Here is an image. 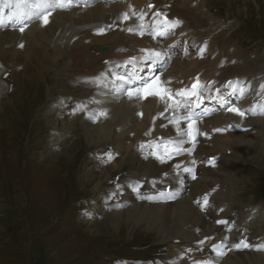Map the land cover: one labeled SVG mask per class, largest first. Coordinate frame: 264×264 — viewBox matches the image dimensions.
<instances>
[{"label":"rangeland","instance_id":"1","mask_svg":"<svg viewBox=\"0 0 264 264\" xmlns=\"http://www.w3.org/2000/svg\"><path fill=\"white\" fill-rule=\"evenodd\" d=\"M170 1L173 3V0ZM211 14L219 19L211 22L217 21L224 28V41L212 43V50L215 49L213 52H226L229 55L230 49L226 47L225 42H231L251 58L264 56V37H261L264 33V18L260 25L255 26V35L248 24L250 21L253 23L258 21L261 15L264 16V0H242V2L233 0L229 7L223 5L220 11H212ZM52 17L53 15H48L49 22L52 21ZM223 22H231L228 34ZM4 24L0 27L3 28ZM50 26L48 25V28ZM49 35L59 37L61 32L55 33L51 30ZM19 36L17 39L24 38ZM61 42L62 47L75 45L69 36ZM82 43L91 45L93 42L88 43L85 39ZM13 46L14 44H6L4 48L14 50ZM51 47L50 45L47 53L38 54L36 57L31 56L32 58L26 59L24 63L20 61L22 64L17 70L20 73H15L17 78L12 76V82L15 84L13 90L9 88L12 82H8L9 84L5 83V88L0 91V137L4 135L3 144H0V262L4 264H87L93 261L91 260L93 255L105 251L108 258H144V264H173L169 253L173 247L182 249L187 246V239L183 235L167 237L170 233L161 225L156 227L146 221H136L128 212L119 216L118 224L113 223L107 213H102L101 210L105 206L101 204V193L95 188L98 183L104 189L103 200H105L121 191L133 175V170L129 166L132 160L128 152L134 149V144L131 145L132 140L122 138L120 133L127 124H133L131 120L137 114L134 113L133 116L125 119L123 125L113 128L109 135L116 145L119 157H116L114 152L105 153L96 150L98 140L91 144L94 140L91 141V136L87 130H84V125L80 127L78 133L74 132L73 128L64 129L62 134L58 133V130L69 120L53 114L51 103L48 104V102L52 94L55 99L66 91L77 97L71 88H66L63 82H68L69 85L73 83L75 87L71 70L78 72L80 68L76 69L71 64H65L56 80L50 82L49 75L58 69L57 64L67 63L64 50H61L62 57H56ZM25 48L18 47L15 50L25 51ZM89 49L93 55H98L100 51L99 49L98 52H93L92 45ZM27 51L30 52V49ZM20 57L27 58L26 51ZM106 58L108 57H101L99 66ZM7 60L11 61L10 58ZM123 60L126 61L125 58ZM177 61L180 66H184L182 61ZM243 61L245 63L247 60ZM85 65L88 67H84ZM82 66L80 72L86 73H89V70L96 71L99 67L92 66L88 59ZM22 69H24L23 72ZM215 69L219 73V69ZM127 72V69L122 71L121 77H126ZM104 81H107V78H104ZM169 91L173 93L171 88ZM46 104L48 108H44ZM57 111L60 113L58 105ZM164 114L167 120L166 108ZM49 116L55 124L54 127L51 126ZM179 117L176 116L177 119ZM161 119L162 117L158 121ZM159 134L164 135L166 131L161 129ZM248 135L253 134L250 132L243 134L245 137ZM117 137H119L118 140L115 139ZM142 140L140 149L147 147V141H154L153 145L159 143L156 133H149L147 139ZM249 157L252 159L248 160L250 164H232L229 162L235 163L237 160H234L235 158L227 152L226 159L229 158V162L221 161V169H225L222 166L225 163L231 164L229 166L232 168L238 166L237 171L229 174L232 178L236 172L242 175L240 177L242 182L236 189L234 188V195H229L224 203L239 202L243 210H247L246 205L249 208L255 207L251 203V196H248L246 192L247 184L251 183L247 191L253 196V201L264 203V182L260 181V178L264 177V153L260 150L251 151ZM198 163L205 171L204 161L198 160ZM254 165L259 168L256 172ZM108 166L112 173L105 181L100 182L98 175ZM218 167H213L214 172H218ZM90 170L96 175V179L92 180L85 175ZM192 172L198 175L196 168ZM192 176L183 173V176L179 178L181 183L191 187V192L192 184L194 185L198 180L197 177L193 179ZM124 195L127 196V193H122V196ZM244 198L246 205L242 201ZM117 199H121L120 194H117ZM96 203L101 204L103 208L93 220L94 218L88 215L87 210ZM263 203H261L263 207L258 206L262 212L264 211ZM78 214L82 216L78 218ZM87 235L90 238H85ZM239 236L241 235L236 237L239 239ZM83 238L85 241H81ZM221 240L222 237L219 241ZM88 252L92 255L91 259ZM85 258H89V261Z\"/></svg>","mask_w":264,"mask_h":264},{"label":"bare ground","instance_id":"2","mask_svg":"<svg viewBox=\"0 0 264 264\" xmlns=\"http://www.w3.org/2000/svg\"><path fill=\"white\" fill-rule=\"evenodd\" d=\"M14 2L15 0H0V20L6 22L7 17L10 15V14L7 15V11L9 10L10 7H5V4L12 5ZM177 3L178 2L176 1V3H174L173 5V8H171L172 14L183 16L188 24L186 28L190 31V33L193 36L197 38L195 33L196 30L193 29L191 26L195 24H200L201 27H205L206 24H208V20L206 19L205 16L198 15L195 12V10L193 11L192 14L185 7H179ZM90 8L91 9L88 10V12L84 15V21H78L75 23V25L69 27L66 26L64 20L61 19L58 21V23L55 26L50 27L47 31L41 32L39 34V37H37L36 31L31 30L36 26L37 22L34 24L35 26H32L30 29H28L27 32H25L23 36L24 38L22 39H17L20 37L18 33L14 34L9 31L1 33L0 49L3 47V53L1 59L2 62L4 63L5 68L10 67V70L13 71V73L15 74L17 72L16 68H18L22 64L21 62L24 63L26 59L29 60L34 56L36 57V55L38 54L47 53L50 50L51 44L49 41V33L51 32L52 29L55 33L61 32V35L58 38H56V40L54 41V46L55 48H58L60 46L61 50H64V52H65L64 48H66L67 46L62 47L63 45L61 44L62 42L60 40L65 36L66 33V35L67 34L69 35L70 40L73 39V42L75 43L74 46L76 47V49L78 46H83L86 48L89 54H90L89 47L91 45H85L82 42L86 38L90 37L89 40L100 42L99 45L95 44V47L97 49L100 48L101 44L109 46L110 50L107 53H101L102 56L105 55V57H108L114 55L116 57L120 54H125L127 56L135 58L134 61L131 60V64H132L131 67L133 69H135L137 66L142 68H149L150 64H153V66L156 68L159 65H163L165 62L174 63L175 67H172V70H173V74L175 75L165 77L159 74L157 76V79L153 81L152 84L149 83L144 84L145 86L141 88V91L138 93V97L141 100L143 106L136 107V106H131V104H125L126 102L130 101L129 99L132 98L136 99L137 97L130 98L128 96H123L124 104H119L116 101V96L114 95V93H108L102 91L104 95L109 96L108 99L104 100L103 108H105L106 111L107 110L111 111L109 109V103L113 104L114 106H112L111 112L119 114L117 118L116 116H114V118L112 119V121H114V124L116 126H119L121 123V121L118 120H125L133 116L136 109H138L139 111L137 114L138 118L137 116L134 117V119L131 120V122L133 121V124H131V122H130L131 125L127 124L124 130H122V133H120L122 138H127L128 140H132L131 145L134 144V146L137 145V147H140V145H142L143 143L141 141V144H139L138 140H141L143 137V135L139 133H146V134L154 133L155 131L165 127L167 129V133L163 135L162 139L161 138L157 139L159 142L158 144H161V142L163 141H167L170 139L176 140L178 138H181V133L187 132L189 128V122L186 125H179V130H178L177 125L175 123L166 120V118L164 117L165 116L164 110L160 107L159 103L158 104L156 103V100L159 101L161 100L160 96L157 95L159 97L158 99L154 93L165 92V90H169L170 87L174 89V93H176L180 89L191 90L192 83L195 81V75L199 76V74H201L198 77V79L195 81V82H200V85H198L197 88L199 95L189 98L190 104L186 109V115H189L192 109H195L200 113L202 111L201 107L204 106L205 102L210 103L211 99L217 101L216 106L218 108V110L212 113L209 117H202L201 119L199 117L198 120L192 119V123L197 130L196 141L194 145L189 136L182 137L187 141L183 145L184 148L191 149V151L183 152L179 156H173L172 159L166 160V162L164 163H161V161L156 158V155L150 154L152 152H157V154H161L159 150L156 149L154 146H152L150 142L147 143L148 147L144 149H140V150L134 149V151L133 149H131L128 152L129 153L128 156L132 160V163L129 166H131V169L133 170V175H132L133 178L131 179V182L128 185L130 190L129 192L130 196L126 197V200H130L133 206L124 210H119L118 208H115L112 212H108V216L114 221L113 223L118 224L119 223L118 217L125 212H131L133 214L132 216L136 219V221H146L148 223L151 220L154 223L161 225V227L165 228L170 233L167 237L173 238L177 235H183V237L187 239L189 242L191 241H194L196 243L200 242L199 246L202 249L201 250L202 256L199 259L200 262H205V264H208L210 263V261H213L217 257L218 253L216 248H213V245L211 243H209L208 246H205L204 244L210 241L216 243L222 237L221 235L220 236L217 235L216 232L217 227L222 226V224L215 221L213 217L224 218L226 222L229 215H232L233 212H235V215L238 216V218L231 226L232 227L231 232H229V238L231 239L230 242L232 245H238V244L241 245L242 243L241 241L245 242L246 240L245 236L241 235L239 236V239L236 237L238 236L237 234L239 233L238 232L239 230L236 226L241 224L245 219L250 221V224L247 223V226L245 227L251 229L252 225L258 223L259 230L257 231V233L264 234V230L262 229L264 225V220H261L264 218V211L262 212V210L257 207L253 209V212L250 213V211H248L245 214V211L240 206L239 202L234 203L232 201V203H227V202L226 204L224 203V201L228 200L227 197L229 198V195H234V188L236 189L239 183L242 182L240 180L241 179L240 177L242 175L239 174L240 172L234 173L233 178L231 177V175H229L231 174L232 171H237L238 166L236 167L237 168L236 169V168H232V166H229L231 164L226 165L225 163L222 165L225 169H221V161L229 162L228 160L229 158L226 159L227 152L232 153L236 158L234 160H237L235 163L233 162H229V163L241 164V165L251 163L248 162V160L251 159L249 157V153L251 151L255 152V150L256 151L260 150L262 153H264V107H260V106H264V87H262V85H264V56L257 58L256 61L257 66L255 67H253L252 65L253 61L250 59V57H248L249 61L247 63L246 62L244 63V66H246V70L243 73H241L242 75H245L244 76L245 80L249 81L252 86L254 85L257 88V89H253L252 87L253 93L256 92L254 95L252 96L247 95L244 90L245 87L242 86L243 85L242 83L241 84L234 83L235 86H232L231 88H228L225 91L224 89L221 88L222 86L226 85V81H227L226 78L232 76L236 78L238 74L234 73L235 71L230 72L229 73L230 76L228 77L225 78L222 76L219 77L217 80V84H214L213 86H211V81H212L211 78L218 77V70H216L215 68L217 69L224 68L225 70L229 68V61L234 57L233 53L229 52V55L226 52H220L218 54L213 53L215 49H213V51L211 50L212 44L210 48V45H205L203 42L200 43V39L197 38V39L189 40V43L192 45V53H190L189 49L185 47L180 59H173L172 55L177 53V51H175L170 45L163 46L162 42L160 44L161 46H163L162 47L163 50L159 47V44H155L156 47H158V52L162 53L161 55L162 57L159 58L153 57L152 59H145V56L147 55L145 50H149L148 47H146L144 48V53L143 54L141 53V43H142L141 36L146 37L147 33L145 31L143 35H140L137 32L127 33L125 32V30H123L121 26L118 27L114 26L112 28V30L114 31L110 34H107L104 30L103 32H101L100 30L103 28L100 27L99 23L106 21L107 13L110 12L111 10L110 9L105 10V14H106L105 15L104 13L101 14V12L104 11V9L101 6L98 7L91 6ZM174 8H177L179 12ZM10 12H12V10ZM63 14L64 13H59V15H63ZM75 14L76 11L72 12V18ZM78 16L79 15H77L76 17ZM85 17L87 18V21H85ZM144 18H146L145 15ZM54 21L56 20L54 19ZM222 24L226 25L225 30L227 29L226 34H228L229 28L231 26V22L229 23L223 22ZM152 31L155 30L152 29ZM223 31L224 28L221 26L220 29L217 31L216 35L218 36L221 35ZM40 37H44L43 44L39 43L38 38ZM20 41L26 42L25 51L27 58L25 59L20 57L25 51L15 50L18 49V47H20L18 45ZM181 41H183V39H181ZM178 43L181 44L180 41ZM6 44H10V45L14 44L13 46L14 50L5 49L4 47ZM127 44H129L128 46L129 52L125 53L123 51ZM116 45L119 52H117L116 50ZM225 45L226 47H228V44ZM74 46L72 47L70 46L71 48L70 55L74 62V68L79 69L77 67L78 62L75 59V53L73 51ZM27 49H30V52H28L29 50L27 51ZM202 50H208V52L205 55H202L201 54ZM54 52L56 53V51ZM235 54L237 60H243L244 57L246 56V54H243L241 50H239V52L236 51ZM99 56L98 55L91 56L90 62L91 63L96 62ZM3 57H6L7 59L10 58L11 61L10 60L5 61ZM43 57L45 58V56ZM183 59H187V60L183 61ZM177 60L182 61L184 63V66H180ZM128 63L130 65L129 61ZM65 64L67 63L57 64L58 69L54 72H51L49 75L50 82H54L56 80L57 76L63 71ZM237 64L238 61H235V65ZM203 70L205 71V74L202 73ZM253 70L256 73H254ZM23 71L24 69H22V72ZM71 71H72L71 76L75 80H77L79 72H77L76 74V71L74 70ZM136 73L139 74L136 81L140 79H145L141 77L142 72L140 70L136 69ZM257 74H260V76L258 78V84H255L256 81L255 75ZM128 78L132 82L135 81V75L132 73L128 75ZM128 78H126V82H127L126 84L128 85L129 91L133 90L136 92L138 88H132V83L129 81ZM124 84L125 83H122V86ZM216 87L218 88L216 89ZM66 88H69V86H67ZM144 88L146 90L147 95L145 97H140V94ZM219 90H222L224 93L223 92L219 93ZM63 95L73 96V94L70 93H66ZM224 96H226V100ZM243 96H249V97L239 100ZM77 101H78V97H77ZM94 102L95 100L93 101V103ZM231 102L236 104V106L233 107L244 111L245 115L241 116L238 113L237 115L229 114L228 112L231 111L228 110L229 109L228 104H230ZM131 103L135 104L136 101ZM125 107H128L129 109L126 110ZM54 112L56 113V111ZM73 112H75V107L73 108ZM161 113H163V115H161ZM141 114L144 116L141 117L142 116ZM227 114L233 118H236L234 119V123L236 125V131L231 133H226L225 131H215L216 129H222L223 127L229 125L230 121L228 119L222 118L225 117ZM160 117H162V119L159 120L160 121L159 124L158 119ZM80 122L86 125L87 132L92 139L91 141L94 140V142H91V144H94L98 140V145L96 147V150H100L107 147H110L112 150L116 149L115 143L109 138V135L111 134L112 131V125L110 124L111 120H107L106 122L99 123L97 125H92L87 121H85L82 117L74 116L73 121L68 125V127H72L74 132L78 133V130L80 129ZM161 125L164 126L161 127ZM63 131L64 128H60L58 130V133L62 134ZM246 132H250L253 135H248L246 137L243 136V134H245ZM211 137H214L212 143L210 142ZM118 138L119 137L115 139L118 140ZM135 151H139L141 153V156L144 158V161L138 157L137 155L138 152ZM116 155H118V153H116ZM233 155H231V157ZM213 157H216L219 162V167L217 169L218 172H214L213 169V167L217 165L209 162ZM198 160H203L205 163L206 167L204 171V177H202V179L197 180V182L194 185L192 184L193 190L191 189L192 192L191 195L189 196L186 194L187 191H189V189L187 188V186H184L183 183L179 181V178L183 176V173L190 174L192 176L191 173L195 168L198 171L199 167L196 166ZM177 164L180 165L179 169L175 167ZM185 168L192 169V171H184ZM91 170L85 173V175L88 178L94 180L96 179V175H94L93 171ZM111 173L112 171L108 166L106 169H103L101 171V173L98 175L99 176L98 179L100 180V182H103L107 179V177ZM114 173L117 174V172ZM194 175L196 178L199 174L198 175L194 174ZM148 177H150L151 180H149ZM95 188H97V191L99 193L104 192V189H102V187L98 183H96ZM137 188L139 189L138 191L136 190ZM169 189L170 192H168ZM94 192H96V190ZM161 193H163L164 195L161 196L160 195ZM201 193L202 196H198ZM169 194H171V196H173L174 199L170 198ZM206 194L207 195L212 194L208 199V206L206 207V209H208L210 213H207L204 210V208H200L199 206H201V204L197 203L199 198L201 199L202 202L203 197ZM234 197L235 196H233V198ZM214 205H216L217 208L219 209L220 216H217L216 214H214L212 210H210V208ZM101 207L98 208L99 210L91 209V211L98 213ZM225 208H227V210ZM213 230H214V235L213 237L210 238L209 234H211ZM257 236L259 235L253 233V237H257ZM201 241H203V243H201ZM184 244L186 245V243ZM236 252L238 251L235 250L234 252H232L233 254L230 253V255L225 259L224 264H231V262H235L236 264V261L238 260L237 258L239 256V252L238 253ZM174 254H175L174 259H180L181 257H183V255L185 256L186 254L191 255V253H179L178 251L174 252ZM249 258L252 260V262L243 261V262H239V264H264V251L254 253V255ZM190 260L194 262L192 259V255L190 256Z\"/></svg>","mask_w":264,"mask_h":264},{"label":"snow or ice","instance_id":"3","mask_svg":"<svg viewBox=\"0 0 264 264\" xmlns=\"http://www.w3.org/2000/svg\"><path fill=\"white\" fill-rule=\"evenodd\" d=\"M74 3V0H15V3L13 5H8L5 4V7H11L12 8V12L11 14L7 17L8 20H16L17 22L22 21L25 17L28 18H42L43 22L45 24L48 23V15L52 12L55 11L56 9H66L72 6V4ZM149 7H154L153 5H149ZM133 15H136L135 10H133ZM158 17H164L163 19H158L156 21V25L157 27L160 29L159 33H157L156 31H152L150 34L155 36L157 34L159 35H166L167 34V30L168 29H172L175 28L177 25H179L181 23V21L179 20H168L166 18V13H157L156 14ZM123 18L124 19H128L129 16L127 13L123 14ZM138 19L143 22L144 21V15L140 14ZM4 21L0 20V26H3ZM146 25L141 23L139 25L140 28V35L144 34V29H145ZM24 30V26H21L20 31ZM101 32H103V29L100 30ZM128 31H133V29L129 28ZM20 47H23V45L21 44ZM146 53H148V55L145 56V59H152L153 57L155 58H159L162 54L159 52H155L153 50H145ZM132 60L134 61L135 58H132ZM123 79V78H121ZM143 86V85H142ZM262 87H264V85H262ZM198 88V84H193L192 89L191 90H186V89H180L178 90L176 93H172L168 90H165V92L160 93H154L155 95L160 96L161 100H169L171 101V103H169L168 107L171 108L173 110V112L175 113V110L181 107H184L186 105H188L189 100L185 99L193 97V96H198L199 93L197 91ZM141 91V89H137L135 94H138ZM134 93L129 92V96L131 98V96ZM152 94V93H150ZM260 107H264V106H260ZM229 111H234L237 112L239 115L243 116L245 115V112L235 108V107H230L228 109ZM104 114V113H101ZM161 115H163V113H161ZM192 114L190 113L187 116H182L179 117L178 119L175 118L171 121L172 123H175L177 125V129L179 130V121L180 120H187L189 122V128L187 132H182L181 133V138H178L176 140H167V141H163L161 142V144H154L152 146H154L156 149L159 150V152L161 154H157V152H152L150 153L151 155H156V158L159 159L161 161V163L166 162V160H170L172 159L173 156H179L181 155L183 152L186 151H191V149H187L184 148V144L187 142L185 139H183V136H189L193 142V145L196 141V135H197V130L194 127L193 123H192ZM231 127V126H229ZM223 129H216L215 131H222ZM111 158V156H110ZM215 158H213V160L209 161L210 163L214 164ZM177 169L180 168V165L177 164L175 166ZM184 171H192V169L189 168H185ZM193 179H195V175L193 174ZM137 191L139 190L138 188L136 189ZM161 196H163L164 194L161 193ZM170 198H173V196H171V194H169ZM154 198V197H153ZM198 204H201L202 208H206L208 206V195L206 194L203 197V201H197ZM218 223H226L225 221H218ZM201 243H203V241H201ZM243 246H248L246 244V242H242ZM241 245L238 244L236 245V247H240ZM213 248H216V245H213ZM220 255H224L226 253L224 252H220ZM200 264H205V262H200Z\"/></svg>","mask_w":264,"mask_h":264}]
</instances>
